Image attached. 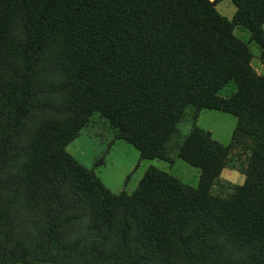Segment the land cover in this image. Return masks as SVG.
Listing matches in <instances>:
<instances>
[{
  "label": "trees",
  "instance_id": "16d2710c",
  "mask_svg": "<svg viewBox=\"0 0 264 264\" xmlns=\"http://www.w3.org/2000/svg\"><path fill=\"white\" fill-rule=\"evenodd\" d=\"M0 0V264H264V0ZM230 83L236 91L223 97ZM178 157L198 188L155 167L113 193L67 150L98 113L143 160ZM236 117L224 146L197 126ZM241 148L243 185L211 188ZM240 151V152H241Z\"/></svg>",
  "mask_w": 264,
  "mask_h": 264
},
{
  "label": "rangeland",
  "instance_id": "374dc122",
  "mask_svg": "<svg viewBox=\"0 0 264 264\" xmlns=\"http://www.w3.org/2000/svg\"><path fill=\"white\" fill-rule=\"evenodd\" d=\"M212 2L215 0H211ZM217 11L225 18L232 20L236 7L230 0H223L216 6ZM235 35L242 42L250 45L254 54L253 67L264 74V58L260 48L251 42L250 32L238 27ZM236 87L233 83L221 91L223 97L234 94ZM194 108L187 109L177 133L166 146L165 152L173 159L174 164L161 160H143L136 148L122 140L116 139V132L100 114L95 113L89 123L82 129L77 140L72 142L67 150L81 164L94 169L102 183L113 193L123 191L133 193L142 180L147 169L155 167L175 176L192 188H198L200 170L187 164L178 157V150L186 135L189 134L194 123ZM197 126L212 134L213 139L224 146L232 143L233 133L237 125L235 116L215 110H204L197 119ZM241 148L232 152L233 158L225 167L219 179L211 188L215 196L227 197L231 187L243 185L245 182L244 170L247 164L249 151ZM22 264V263H20ZM39 264H47L39 263Z\"/></svg>",
  "mask_w": 264,
  "mask_h": 264
},
{
  "label": "crops",
  "instance_id": "0c3cea01",
  "mask_svg": "<svg viewBox=\"0 0 264 264\" xmlns=\"http://www.w3.org/2000/svg\"><path fill=\"white\" fill-rule=\"evenodd\" d=\"M257 71V70H256ZM258 72V71H257ZM259 73V72H258ZM259 74H262V73H259ZM201 114V113H200Z\"/></svg>",
  "mask_w": 264,
  "mask_h": 264
}]
</instances>
